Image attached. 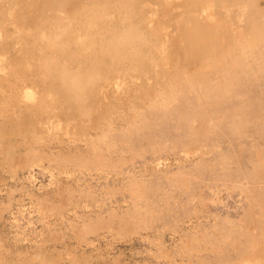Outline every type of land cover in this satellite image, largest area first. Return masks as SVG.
<instances>
[{
    "label": "bare ground",
    "instance_id": "obj_1",
    "mask_svg": "<svg viewBox=\"0 0 264 264\" xmlns=\"http://www.w3.org/2000/svg\"><path fill=\"white\" fill-rule=\"evenodd\" d=\"M0 108L4 113L0 165L9 172L43 159L63 167L75 164L78 169L96 159L104 166L122 165L120 148L115 146L121 159L116 163L102 160L101 151L117 138L111 133H118L127 145L134 130L149 132L145 141L149 146L160 140L184 146L188 158L198 160L194 179L205 166H211L206 171L222 169L235 158L234 172L216 174L248 196L245 219L207 237L205 230H195L185 235L183 247L188 254L202 244L204 250H223L235 232L232 247L237 251L231 252L230 246L225 250V245L221 263L264 264V11L260 0H0ZM63 136L70 138L75 151H69L70 145L68 151L51 150L53 140L62 143ZM217 155L219 161L212 162ZM155 159L154 164L159 161ZM106 166V170L111 167ZM179 174L174 177L177 181L184 175ZM128 180L130 193L145 195L143 179L133 175ZM181 180L178 184L185 185ZM37 201L48 204L43 198ZM129 212L121 217L114 213L116 221L110 216L114 224L100 216L84 227L112 225L110 230L120 233L132 219L141 224ZM145 216L141 217L144 223ZM73 227L78 230H73L75 236L81 235V228ZM50 256L39 255L45 261L54 259ZM82 259L73 258L75 264ZM201 260L200 264L210 263Z\"/></svg>",
    "mask_w": 264,
    "mask_h": 264
},
{
    "label": "rangeland",
    "instance_id": "obj_2",
    "mask_svg": "<svg viewBox=\"0 0 264 264\" xmlns=\"http://www.w3.org/2000/svg\"><path fill=\"white\" fill-rule=\"evenodd\" d=\"M260 3L264 11V0H260ZM0 114L4 113L0 111ZM1 115L0 119L3 117ZM118 122L120 125L121 122ZM129 133L134 134V136L128 134L127 145L120 141L118 133H111L113 137L117 138L112 139L109 136L111 143L109 146L105 144L106 151L103 147L101 153L106 154L109 150L111 152L113 148L114 152H109L106 156L102 153L106 157L100 155L102 160L109 161L111 159L110 162L112 163L115 160L120 162L123 157L127 160L122 159L123 162L119 163L122 165L119 166L110 164L113 168L110 165H105L110 167L108 170L104 165L96 162L97 159L96 164L87 165L89 168L79 166L80 169L75 164H68L69 167H67V164L64 163L63 167L58 163L59 166H57V163H49L47 159H43L45 162L43 160L35 162L31 167L27 166L25 169L23 167V170L22 167H19L21 171L17 168L9 172V168L5 169L0 165V241L2 242L0 243V264H5V262H9V264H75L74 260L81 259V257L87 261L83 262L82 259L79 264H169L170 261V264L174 263L172 261L178 262L177 264H200L201 259L209 260V264H223L221 260L224 248L227 247L225 249L227 250L231 247V252L236 253V247H232V242L237 237L235 232L233 233L235 236L232 233L228 236L226 244L224 243V247H222L223 250H216L217 253L219 252L218 254L215 249L212 251V248L204 250L203 244L198 247V251H190L191 254H188L189 250L183 247L185 235L194 233L195 230H198L199 233L205 230L206 232L204 231L203 234L207 237L211 231L213 235H216V230L218 234L219 230L223 231L224 226L232 225L235 222L240 223L241 220L245 219L244 213L249 210L250 206L248 196L238 187L225 183L227 181L223 180L222 176L217 177L216 174L222 171L224 175L231 171L234 172L233 161L235 158L228 160L229 163L222 168L223 170H216L215 168L210 170L208 168L206 171L207 167L211 166H205L202 169L203 172L198 174L199 177L194 179L192 175L195 170L193 171V169L198 160L195 158L194 161V157L189 159L187 153L182 149L184 146L175 143L174 140H160V142L155 143L156 146L154 144L149 146L145 143L148 138L146 136L148 131L137 134V131L134 130ZM155 133L160 134L161 132L156 130ZM61 139L64 140L62 143L59 142V139L53 140L56 143L51 144V150L54 152L61 148L63 151H68L70 148L69 151L74 150L72 148L76 146L72 144L73 142L70 143L69 140L68 143L70 138L63 136ZM113 140H115L116 145ZM131 144L133 148H131ZM111 145L113 146L112 149L110 148ZM115 146L117 149L120 148L118 151L120 150L119 152L122 154L120 155L121 159L118 158V154L115 155L118 152ZM148 146L149 149L152 146L155 149H151L150 152ZM225 147L226 145H224ZM80 149L84 150L85 146ZM157 150L159 153L156 152ZM227 150L228 147L223 152ZM109 154H112L113 159L116 156L114 161ZM219 154L220 152H218ZM218 155L216 158H212V162L217 163L216 161H219L220 156L218 157ZM154 159H159L160 162L156 161L159 164H154ZM152 161L154 162L152 163ZM148 162L155 165H153L154 169L152 164L150 165ZM100 166H102L101 169ZM82 168L83 170H81ZM161 171L167 175L164 176ZM186 171L190 173L187 172V174ZM179 172H183L186 178L191 177V180L188 178L185 180L184 175L178 181L175 180L174 177L176 174L180 175ZM133 175L138 179H143L146 184L144 196L137 197L127 190L128 179ZM179 180L183 181L181 183L185 185L178 184L180 183ZM37 198H43L48 204L45 205L42 202L41 204ZM131 208L133 209L132 213ZM115 211L119 214L118 216H123V214L128 216L127 212L130 211L129 215L136 214L135 216L138 217L137 219L141 221V224L138 225L139 221L136 224V221L132 219L133 221H129L131 224L128 223V227L123 228L126 232L122 229L126 234L119 233L121 230L117 229L114 231L115 228L112 229L113 231L110 230L109 227L112 225H108V228L106 226L101 228L100 225V228L97 227L93 230H87L84 227V224L90 223L100 216L104 220L109 218L110 222L113 218V221H116ZM138 212L142 215L141 217L146 215V223L142 222ZM110 216L114 217L110 218ZM149 219L151 221L156 220L151 222L152 226H150ZM215 224L219 225L217 226L218 229L215 228ZM75 225L81 228V235L78 233L75 236L73 230L78 232L73 227ZM81 225L84 229L80 227ZM82 230H87V232ZM186 251L188 252L186 253ZM162 253L169 257L165 259L166 255L163 257ZM38 254H42V256L51 255L50 258L54 259L45 261ZM169 258L173 259L170 260ZM199 258L201 261L198 260Z\"/></svg>",
    "mask_w": 264,
    "mask_h": 264
}]
</instances>
